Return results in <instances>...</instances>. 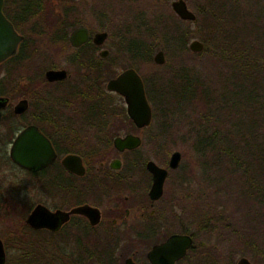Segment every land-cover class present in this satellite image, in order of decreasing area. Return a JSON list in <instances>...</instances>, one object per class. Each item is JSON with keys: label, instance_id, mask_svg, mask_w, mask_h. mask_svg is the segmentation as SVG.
Listing matches in <instances>:
<instances>
[{"label": "trees", "instance_id": "trees-1", "mask_svg": "<svg viewBox=\"0 0 264 264\" xmlns=\"http://www.w3.org/2000/svg\"><path fill=\"white\" fill-rule=\"evenodd\" d=\"M64 1L73 5L80 2V0ZM219 1L217 0L216 3ZM43 4L44 0H5V15L26 39L24 38L18 55L1 65L6 68V73L4 72L5 74L0 77V96L11 97L17 93L18 85L14 77L10 79L11 72L16 73L17 68L22 67L25 70L26 66H34V62L30 63L31 58H34L33 54L44 48V38L51 37L49 34L54 31L51 40L53 44L69 43L68 29L78 27V14L69 6L64 9L62 19L46 24L41 19L44 12ZM199 11L204 28L200 30L198 36L205 46L203 54L212 58L199 60L197 55L198 58L189 61L199 68L198 71H186L187 69L174 67L168 75L154 77L157 85H154L153 80L146 79L150 103L159 123L158 146L164 139L167 141L176 135L180 145H189L200 155L202 161L198 160V166L206 170V183L210 185L209 189L212 186L219 187L217 189L219 192L253 200L246 203L253 204L251 208L256 205L261 211L246 208L250 209L252 219L247 213L245 221L241 223L238 217L239 222L237 219L235 227L231 224L232 215L228 216L231 220L229 218L221 220L223 215L213 211L212 220L204 212L205 210L199 211L198 209H203V203L199 198L196 204L179 208L188 214H191V209L198 210L193 213L197 216L192 224L200 227L193 233L199 238L216 237V241L222 242L221 248H230L229 252H236L237 255L241 252L242 257L252 260L255 264H264V231L258 227L261 222L259 216H262L259 212L264 213V58L260 54L258 56L252 54L250 47L253 37L254 40L257 38L259 18L253 14L240 13L235 5H231L228 9L222 7L220 10L217 4V6L201 8ZM51 24L58 27L51 26V29H48L47 25ZM145 30L148 36L143 38L141 44L137 45L135 41L126 42L128 45L124 48L136 60H140L147 52L151 54L152 47H149V43L157 41L159 36L168 38L170 42L181 37L178 26L176 27L172 21L163 24L161 21L158 23L157 19ZM29 49L31 53L27 56L26 52ZM208 62L217 65L218 71L210 69V65L206 66ZM102 66V63L95 65V75L98 79L107 81L116 77L117 74L112 73L111 66L106 71H102ZM137 67L136 64H132L128 68L137 69ZM153 86L158 93L159 102H156L153 96ZM95 90L93 96L87 97L81 94L76 95L75 98L73 95L74 102H77L74 110L86 106L87 112L113 111L112 103H109L105 95ZM95 94H98L99 98H95ZM26 99L29 100L28 96ZM38 101L44 116L52 117L51 120L58 119L56 117L58 112L55 113L58 108L56 107L58 97L46 95L43 98L44 103L39 99ZM32 106L33 108L35 106V109L39 108L37 103L35 105L31 103V108L26 114L17 116L10 106V110L0 115V146H6L9 141L12 143L17 133L26 126L25 120L29 114H32ZM59 110L61 111L57 109ZM187 110L193 116L187 114ZM123 112L127 110L124 109ZM45 119L47 120L46 117ZM41 121L37 119L35 125L39 126L43 133L50 135ZM182 130L185 136L179 133ZM50 137L54 138L52 134ZM95 149L88 153L95 152ZM134 155L140 156L138 152ZM10 167H16L11 159ZM231 175L234 184L230 185L227 178H232ZM219 200L222 201V198ZM20 202L24 207L23 200ZM223 209L229 211L231 208L225 204ZM218 220H221L225 227L220 226ZM208 221L213 225L206 230L204 225H210ZM22 225L23 227L20 225V228L23 230H20L19 236L10 237L9 234L5 238L6 248L8 251L10 249L11 255H22L20 258L9 259L7 264H54L55 235L47 236L43 231H34L28 228L24 221ZM212 238L211 240H215Z\"/></svg>", "mask_w": 264, "mask_h": 264}, {"label": "rangeland", "instance_id": "rangeland-1", "mask_svg": "<svg viewBox=\"0 0 264 264\" xmlns=\"http://www.w3.org/2000/svg\"><path fill=\"white\" fill-rule=\"evenodd\" d=\"M174 1L175 0H80V2H77L75 5H73L69 2H65L64 0H44V12L41 19H43L46 24L53 23L54 21H58L63 18L62 14L66 7L69 6L71 7L70 9H75L76 13L78 14V27L87 26L91 29L92 34L97 32H108L110 34L111 40L106 43V47L112 51V56L110 57L112 73L118 75L132 64H136L138 66L137 70L145 77V80L151 79L153 80L154 85H157V81H155L154 77L160 76L162 74L168 75V72L174 67L176 69H187L186 71H198L199 68L192 65V63L189 61L192 58L199 57V60L212 58L210 55L203 54L204 50L200 53H193L189 48L193 41H200L198 34H200V30H203L204 28L201 23L202 19L199 10L204 7L208 8L209 6L211 7L213 5L217 6V4L220 6V10L222 7L228 9L231 7V5H235L240 13H246L250 15L253 14L259 18L257 38L254 40L253 37L250 47L252 54H256L257 56L260 54V56L264 58V0H220L219 3H216L217 0H186L190 10L193 11L198 17L196 22H187L181 20L172 10L171 5ZM150 9H153L152 13H154V18L152 20L146 17V15L148 16V10L151 11ZM157 19L158 23L161 21L163 24L170 23L171 21L174 22L176 27L178 26L179 35L181 37H178L177 40L170 42L168 38L159 36L157 41L149 43V47H152L151 54L147 52L145 53L144 57H139L140 60H136L134 56L130 55L129 52L124 50L126 45H128L126 42L135 41V43H138L137 45L141 44V42L144 40L143 38L148 36L145 33V28L150 24V22H154ZM127 20H129L128 22L131 21L133 25L131 27L135 28H130L128 32V35L130 36L129 39H126L124 34H121L123 31V26L126 25L124 23ZM47 26L48 29H51V26L58 27L54 24ZM76 28L68 29L67 41ZM18 33L26 39L23 33L19 31ZM49 35L51 37H48L47 39L44 38V48L40 52L33 54L34 58H31L30 63L34 62V66H26L25 70L22 67L17 68L16 73L11 72L10 79H13L14 77L15 83L18 85V89L17 93L10 97V104L13 109L19 101L23 99L26 100L28 96L29 102L33 103L34 105L37 103L39 108L35 109V106L34 108L32 106V114H29L25 120L26 126L32 125L33 123L35 124L37 119L40 121L41 119L44 120L46 117L47 120H42L41 124L44 126L45 130L56 134L58 128L64 127V120L59 119V117V120H51L52 117H48L46 115L44 116L41 113V104H39L38 99L43 101V98L46 95L58 97L59 101L57 102L56 107H58L57 109H61V111H57L56 109L55 113L58 112L59 116L61 113H63V116L66 115V117L76 116L75 113H77V116H81V114L87 112L86 106H81V111L79 109L74 110L77 102H74L73 95H75L76 98V95L87 94L86 85L83 82L84 80L94 79V75L88 70L84 69L82 70L84 76H81L79 66L74 60H76V57L77 59L82 57V54L78 55L75 53L70 43L57 42L53 44L51 40H53L52 37L54 36V31ZM56 39L58 38L56 37ZM160 50H165L167 56L166 63L163 66H159L154 62V57ZM29 53H31V49L26 52L27 56ZM99 53L97 51L95 57H98ZM98 61L99 60H96V63H98ZM209 65L211 66L210 69L213 71H218L217 65L208 62L206 66L209 67ZM5 69L6 68L4 66L0 67V77L6 73ZM51 70H66L72 76L67 80L66 83H58V85L55 83L51 84L46 80V73ZM211 74L214 76V73L211 72ZM81 80H83V82ZM95 80L97 81L99 79ZM107 81H105V86L107 85ZM87 90L90 92L89 89ZM155 90L156 88L154 87L153 96L155 97V101L159 102L160 99L159 97L157 98L158 93ZM103 91L105 92L103 95L106 96V98L109 100V103H112L113 112L119 113L126 109V103L123 97L114 93H109L106 91V89ZM89 95L92 96L91 94ZM95 98H99L98 94H95ZM154 103L155 102H153V105ZM186 113L190 114V116H193V114L188 110ZM198 114L199 112L196 113V116H198ZM111 121L113 122V120ZM116 123L118 122L115 121V124ZM158 124V120L154 116L153 125L142 133L145 147L143 146L142 150H139L140 156L135 157V159H144L145 161L153 160L158 165L163 166L165 163H167V165L169 164L170 157L174 152L179 151L183 154V161L181 162L180 168L176 171H172L166 183V199L169 198L170 193H178L181 197L179 199L180 207H183L184 205L186 206L196 204L197 200L200 199V201L203 203V209H198L199 211L205 210L204 212H206L212 220L214 218V212H218L223 215L221 220H228V216L232 215V220L230 218L229 219L231 220V224L234 227L236 226L237 219L239 222L240 218L241 223L245 221L247 213L248 217L251 218L249 212L250 209L246 208H251L253 204L246 202L253 200L243 199L242 197L237 198L235 194L227 195L225 192H219L217 190L219 187L212 186L211 189L208 188L210 185L206 183V170L198 166V160L202 161V159L191 146L180 145L179 138L176 135L172 136L173 139H169L167 141L164 139L163 143L158 146V140H160V130ZM120 125L121 124L118 123L116 126L119 127ZM66 127L70 128V125L67 124ZM23 128L24 127H22V129ZM183 130L179 133L185 136ZM112 133L114 136L117 134L116 132ZM114 136L110 137L113 138ZM96 141H98V139L94 137L93 147H96L97 150L95 149V152L88 153L90 156H95V154L98 153L97 151L102 147L105 148V150L109 148V145L107 144L108 140L101 143ZM11 145L12 143H8L6 146L2 145V148L0 147V238L5 243V248L7 245L5 241L6 236L8 237L9 234L10 237L19 236L21 234L20 230L23 229L20 228V225L23 227V221L26 225L27 217L30 211L37 204L46 203V206L50 207L51 209L56 207V201L54 199H49L47 196L45 198L39 181L32 179V177L27 172L18 167H10V164L7 162V160L9 159ZM113 149L106 151L108 155L114 152ZM76 151L78 150L75 148L72 150V152ZM227 181L230 183V185L234 184L233 176L230 179L227 178ZM219 198H222V201H220ZM206 199H209L210 201H207ZM22 200L24 207H22L20 204V201ZM225 204L228 205V208H231L229 211H225L223 209V205ZM251 209L257 212L261 211L256 205ZM198 210L194 211L191 209V214H189V222L187 220L184 221V225H186L185 228H188L190 233H194L200 228L199 226L192 224V221L196 219L197 216L193 213H196ZM259 213L262 214V216L258 215L261 219L258 227L264 231V221L262 222V220H264V213ZM174 214H180L181 218L183 210L178 208L174 211ZM221 220H218L217 222L220 223V226L225 227L223 223L220 222ZM208 224L210 225H204L206 226V230H209L213 225V223L209 221ZM179 229L180 228H178V224H176L174 232H179ZM218 229L220 231L219 227ZM201 238L211 241L212 237L205 236L204 238ZM212 241H216V239ZM223 249L230 251V248ZM6 251L8 260H13V258H20L22 256L16 254L12 256L10 249L8 251L7 248ZM240 254L241 252H239L237 255V261L242 257Z\"/></svg>", "mask_w": 264, "mask_h": 264}, {"label": "flooded vegetation", "instance_id": "flooded-vegetation-1", "mask_svg": "<svg viewBox=\"0 0 264 264\" xmlns=\"http://www.w3.org/2000/svg\"><path fill=\"white\" fill-rule=\"evenodd\" d=\"M150 10H148V16L145 15L152 20L154 18L153 9ZM128 21L124 23L128 24L127 27L125 25L122 28L124 32H121L126 39L130 38L128 35L130 28L135 29L131 27L133 26L131 21ZM81 27H86L89 30L90 40L80 48L73 47L75 53L82 54V57L78 59L75 56L76 60L74 61L79 66L81 76H84L82 71L84 69L94 75L92 80H84V82L81 80L86 85L87 94L85 95L93 96L94 91L96 92L95 89L102 94H105L104 89L109 93H114L108 91L107 85H104L105 80H95L98 79V76L95 75L96 60L103 64L102 71L108 70L111 66L112 51L106 47V43L111 40L110 34L107 32L106 42L102 46H97L93 42L97 33L92 34L91 29L87 26ZM97 51L100 53L98 57H95ZM103 51H107L106 57L101 56ZM164 53L167 57L165 50ZM98 69L100 68L98 67ZM137 72L144 81L147 98L150 102L145 77L139 71ZM71 76L68 73L66 80L57 83H66ZM0 97L10 100V96ZM30 108L31 103L29 102ZM8 110H10V101L8 108L0 112V115ZM60 115L56 114V117L64 120V127L57 129V135L50 133L54 138L47 134L58 154L57 160L41 171H24L32 179L39 181L45 198L47 196L56 201L54 209L46 206V203L39 205L45 206L52 212L62 213H71L78 208L90 207L99 211L100 220L95 225L88 216L71 213L69 219L57 231L35 230L26 224L28 228L34 231H43L47 236L55 235L56 257L54 264H127L130 261L134 264H153L149 254L156 247L168 243L173 235L190 236L192 244L183 256H179L183 247L177 249L176 258L174 253L172 254L166 249L162 250L159 256L165 261L163 260L159 264H239V260L244 258L241 257L237 261L236 252L231 253L221 248V241L201 239L185 228L184 221L189 222V214L183 211L181 218L180 214H174V211L180 207V195L172 192L169 194V198L165 197L166 183L172 171H176L170 170L169 164H166L165 167L159 165L167 169L169 175L162 197L158 200L152 199L151 190L154 180L153 175L147 169V163L151 160H136L137 156L134 155L136 152L139 153L140 149L142 150L144 146L142 133L152 124L145 128H138L127 112H86L81 116H77L75 113L76 116L72 117L63 116V113ZM115 121L121 125L116 126L118 123L115 124ZM67 124L70 125V128L66 127ZM112 132L117 134L114 136ZM127 135L140 137L142 145L132 151L120 152L116 149L114 141L118 137ZM94 137L98 139L96 141L98 143L108 140L109 148L107 150L103 147L98 148V153L95 156H90L88 151L96 148L93 147ZM0 147L2 148V146ZM74 148L78 150L76 152L80 153L72 152ZM111 149L114 152L108 155L106 151ZM70 155L80 157L84 175L75 174L63 165L64 158ZM115 161L120 162L118 170L111 166ZM8 162L10 164V152ZM176 224L180 228L177 233L174 232ZM248 260L255 264L250 259Z\"/></svg>", "mask_w": 264, "mask_h": 264}, {"label": "water", "instance_id": "water-1", "mask_svg": "<svg viewBox=\"0 0 264 264\" xmlns=\"http://www.w3.org/2000/svg\"><path fill=\"white\" fill-rule=\"evenodd\" d=\"M5 0H0V65L15 57L18 54L19 47L24 41L12 22L4 14ZM173 11L184 21L194 22L197 16L193 13L184 0H177L172 3ZM108 38L107 32L97 33L93 42L97 46H102ZM90 40L89 30L86 27L77 28L70 36V43L74 48H80ZM193 53H200L205 46L199 40L193 41L190 46ZM101 56L106 57L107 51H103ZM154 61L157 65H164L166 57L164 51H159ZM46 78L50 83L61 82L68 78L66 70H51L46 73ZM110 92H116L123 96L127 104L129 117L138 128H145L151 125L153 120V110L147 98L144 82L140 75L134 69H128L120 74L117 78L112 79L107 84ZM9 99L0 97V112L5 111L9 105ZM29 110V101L21 100L14 107L16 115H23ZM116 149L120 152L126 150H135L142 145V140L138 136L127 135L118 137L114 141ZM10 158L14 164L23 170L41 171L52 165L58 158V154L50 139L36 125H30L23 129L14 140L10 148ZM182 161V153L174 152L169 160L170 170H177ZM63 165L71 172L80 176L84 175V168L81 159L78 156L70 155L64 158ZM112 168L120 169V162L112 163ZM147 169L153 175V188L151 197L158 200L164 193V186L167 181L169 171L160 167L155 161L147 163ZM71 213H80L88 216L93 224H98L100 220L99 211L90 207H83L74 210ZM71 213L52 212L43 205H38L28 216L27 224L35 229H48L57 231L65 223ZM192 238L190 236L173 235L168 243L156 247L150 254L149 258L153 264H159L165 259L160 258L161 251L166 249L168 252L177 256V249L182 248L183 256L186 250L191 246ZM159 256V258H158ZM178 258V257H177ZM7 253L5 244L0 238V264H6ZM127 264H134L132 261ZM239 264H252L247 258H241Z\"/></svg>", "mask_w": 264, "mask_h": 264}, {"label": "bare ground", "instance_id": "bare-ground-1", "mask_svg": "<svg viewBox=\"0 0 264 264\" xmlns=\"http://www.w3.org/2000/svg\"><path fill=\"white\" fill-rule=\"evenodd\" d=\"M181 165V164H180Z\"/></svg>", "mask_w": 264, "mask_h": 264}]
</instances>
